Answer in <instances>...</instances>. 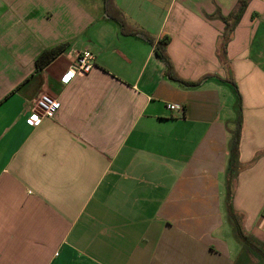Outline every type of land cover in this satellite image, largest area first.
Masks as SVG:
<instances>
[{"label":"crops","instance_id":"1","mask_svg":"<svg viewBox=\"0 0 264 264\" xmlns=\"http://www.w3.org/2000/svg\"><path fill=\"white\" fill-rule=\"evenodd\" d=\"M238 1L114 0L122 28L103 0H0V264H264V0Z\"/></svg>","mask_w":264,"mask_h":264},{"label":"trees","instance_id":"2","mask_svg":"<svg viewBox=\"0 0 264 264\" xmlns=\"http://www.w3.org/2000/svg\"><path fill=\"white\" fill-rule=\"evenodd\" d=\"M103 4H104V9H105L106 14L108 16L114 18L122 28H125L126 27V20H125L123 14L121 13V11L118 10L116 8V6L114 5V0H103ZM246 4H247L246 0H239L238 1L237 9L233 14L234 17L236 18V21L240 17V15L242 14L244 8L246 7ZM130 31L132 34H135L141 38H144V39L148 40L149 42H152V43L154 42L153 39L150 36H148L141 29L132 28ZM167 42H168L167 38H163L159 41H156L154 44V51L164 61V63L166 64V67L169 71V69L171 68V65H170L169 58H168L166 51H165ZM66 47H67V43H60V44L55 45L51 48L44 49L39 55H37V57L34 60L35 68L37 70L43 69L52 60H54L63 51H65ZM182 82H184L185 84L190 85V86L196 84L194 82H187V81H182ZM232 84L234 85L233 82H232ZM236 232H237L239 238L242 241H244L245 245H247L248 237L246 235H244V233L239 229H236Z\"/></svg>","mask_w":264,"mask_h":264},{"label":"built area","instance_id":"3","mask_svg":"<svg viewBox=\"0 0 264 264\" xmlns=\"http://www.w3.org/2000/svg\"><path fill=\"white\" fill-rule=\"evenodd\" d=\"M94 68V56L88 51L84 50L76 52L71 63L69 74L65 75V79L72 76H85ZM174 109V105L167 106ZM59 109V102L56 98L47 93L41 94L34 103V111L31 114L32 121H39L42 118H52Z\"/></svg>","mask_w":264,"mask_h":264},{"label":"rangeland","instance_id":"4","mask_svg":"<svg viewBox=\"0 0 264 264\" xmlns=\"http://www.w3.org/2000/svg\"><path fill=\"white\" fill-rule=\"evenodd\" d=\"M225 98V97H224ZM225 102V99H224V101H223V103ZM226 104H227V102H226ZM235 237V236H234ZM235 239H236V237H235Z\"/></svg>","mask_w":264,"mask_h":264}]
</instances>
